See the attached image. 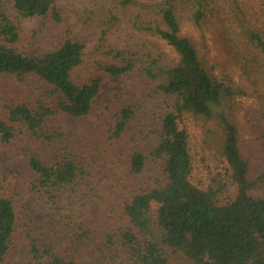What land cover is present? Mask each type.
<instances>
[{
  "label": "trees",
  "instance_id": "trees-1",
  "mask_svg": "<svg viewBox=\"0 0 264 264\" xmlns=\"http://www.w3.org/2000/svg\"><path fill=\"white\" fill-rule=\"evenodd\" d=\"M69 12L92 47L68 26L48 48L24 50L27 21L63 25L64 12L57 0H0V81L24 87L6 106L9 121L48 146L46 157L25 154L35 175L32 193L58 205L97 179L101 158L74 148L60 117L89 115L107 77L138 72L156 84L153 100L167 107L152 130L149 157L164 163L168 181L126 204L130 226L107 234L99 264H171V254L193 264H264V170L250 180L264 159V0H84ZM85 66L88 77L77 82ZM138 109L122 110L116 139ZM190 124L202 133L203 158L225 165L206 188L195 180ZM16 132L0 119L4 143ZM147 159L134 152L132 171L143 173ZM23 222L17 202L0 196V264ZM90 240L89 230L73 232L63 253L52 241L36 240L33 260L79 264L70 253Z\"/></svg>",
  "mask_w": 264,
  "mask_h": 264
},
{
  "label": "rangeland",
  "instance_id": "rangeland-1",
  "mask_svg": "<svg viewBox=\"0 0 264 264\" xmlns=\"http://www.w3.org/2000/svg\"><path fill=\"white\" fill-rule=\"evenodd\" d=\"M83 3L84 0H57L66 18L63 25L51 18L27 21L23 25L21 47L24 50L36 45L48 48L54 42V36L60 35L68 26L92 47L95 41L69 12L81 9ZM66 6L70 9L64 10ZM185 33L197 37L192 27H186ZM166 50L171 51L168 47ZM88 67L81 68L74 75L77 82L88 77ZM155 88V83L138 72L107 77L89 115L82 118L64 113L61 115L59 124L73 147L84 148L89 156L100 157L101 165H95L97 179L83 184L75 194L67 195L58 205H50L32 193L35 175L25 156L35 154L46 157L48 146L36 140L20 123L9 121L6 106L24 87L15 81H0V119L9 122L17 131L14 140L7 144L0 135V196L17 202L18 209L23 211L25 223V227L14 235L10 253L3 264H39L33 260L31 246L34 241H52L60 246L58 250L63 253L71 234L81 229L91 232V240L72 251L69 258L79 264H99L103 261L100 249L105 244L107 234L130 226L125 215L126 204L136 194L164 186L168 181L164 163L155 162L149 157L154 144L152 130L164 110H167L163 101L153 100ZM250 104L245 102L244 107ZM125 108L139 109L125 134L116 139L114 132L120 113ZM189 132L196 156L195 180L202 182V188H206L210 174L222 170L225 165L210 155L203 158L201 131L190 124ZM134 152L148 157L141 174L134 173L131 168L130 158ZM263 170L264 159H261L255 164L250 180H254ZM231 192L234 197L237 195L236 188ZM106 260H109V256H106ZM170 261L171 264H193L181 254H171Z\"/></svg>",
  "mask_w": 264,
  "mask_h": 264
}]
</instances>
